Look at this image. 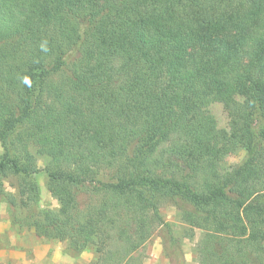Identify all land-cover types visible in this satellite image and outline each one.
<instances>
[{
	"label": "trees",
	"instance_id": "trees-1",
	"mask_svg": "<svg viewBox=\"0 0 264 264\" xmlns=\"http://www.w3.org/2000/svg\"><path fill=\"white\" fill-rule=\"evenodd\" d=\"M213 97L244 152L229 168L226 130L197 111ZM0 146L12 223L93 246L87 264H143L157 226L182 262L164 199L200 230L198 264H264V0H0Z\"/></svg>",
	"mask_w": 264,
	"mask_h": 264
},
{
	"label": "rangeland",
	"instance_id": "rangeland-1",
	"mask_svg": "<svg viewBox=\"0 0 264 264\" xmlns=\"http://www.w3.org/2000/svg\"><path fill=\"white\" fill-rule=\"evenodd\" d=\"M200 115L207 116L218 128L226 130L227 137L222 146L227 149L223 165L226 168L240 162L244 152L230 148L231 120L224 111L218 98H207L197 106ZM1 152V146H0ZM29 161H32L39 171L35 177L40 186V206L56 210L59 207L57 183L50 179L46 168L51 165L48 158L40 155L34 147L31 148ZM107 179V173L99 174ZM100 177V176H99ZM7 190L14 192L13 181L5 179ZM80 199L86 198L79 195ZM160 213L163 219L169 222L174 236L178 240L181 253L179 264H198L194 253L195 244L200 236V230L195 229L191 237L184 236L185 225L177 214V206L173 200L164 199L160 202ZM166 229L157 226L149 239L139 249L143 256V264H173L166 255L169 252V242L164 239ZM93 246H88L79 253H71L67 249V241L56 238H46L38 235L34 228L13 224L5 203L0 206V264H87L95 258ZM176 252L174 258H176ZM177 261V260H176ZM177 263V264H178Z\"/></svg>",
	"mask_w": 264,
	"mask_h": 264
}]
</instances>
